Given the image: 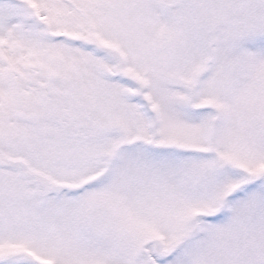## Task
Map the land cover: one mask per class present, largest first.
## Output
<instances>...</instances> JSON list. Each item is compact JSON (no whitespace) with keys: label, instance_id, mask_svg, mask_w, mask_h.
I'll return each mask as SVG.
<instances>
[{"label":"snow or ice","instance_id":"snow-or-ice-1","mask_svg":"<svg viewBox=\"0 0 264 264\" xmlns=\"http://www.w3.org/2000/svg\"><path fill=\"white\" fill-rule=\"evenodd\" d=\"M0 264H264V0H0Z\"/></svg>","mask_w":264,"mask_h":264}]
</instances>
